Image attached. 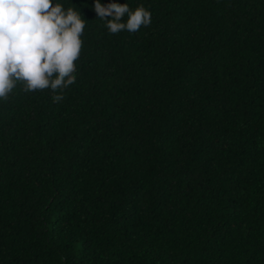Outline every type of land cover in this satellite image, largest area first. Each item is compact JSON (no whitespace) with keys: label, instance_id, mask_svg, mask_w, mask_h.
<instances>
[{"label":"trees","instance_id":"1","mask_svg":"<svg viewBox=\"0 0 264 264\" xmlns=\"http://www.w3.org/2000/svg\"><path fill=\"white\" fill-rule=\"evenodd\" d=\"M113 2L151 24L53 0L75 83L0 100V264H264V0Z\"/></svg>","mask_w":264,"mask_h":264},{"label":"clouds","instance_id":"2","mask_svg":"<svg viewBox=\"0 0 264 264\" xmlns=\"http://www.w3.org/2000/svg\"><path fill=\"white\" fill-rule=\"evenodd\" d=\"M94 11L112 35L151 24L143 5L132 10L127 3L95 0ZM85 27L75 8L53 0H0V100L6 102L20 82L25 93L50 89L53 103L63 101L64 90L76 81Z\"/></svg>","mask_w":264,"mask_h":264}]
</instances>
